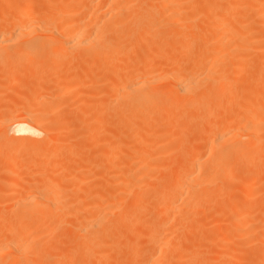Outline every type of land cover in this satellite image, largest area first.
<instances>
[{
  "label": "bare ground",
  "instance_id": "6f19581e",
  "mask_svg": "<svg viewBox=\"0 0 264 264\" xmlns=\"http://www.w3.org/2000/svg\"><path fill=\"white\" fill-rule=\"evenodd\" d=\"M0 264H264V0H0Z\"/></svg>",
  "mask_w": 264,
  "mask_h": 264
},
{
  "label": "rangeland",
  "instance_id": "374dc122",
  "mask_svg": "<svg viewBox=\"0 0 264 264\" xmlns=\"http://www.w3.org/2000/svg\"><path fill=\"white\" fill-rule=\"evenodd\" d=\"M258 11H259V10H258ZM259 12H260V11H259ZM186 138H187V137H186ZM186 138L183 137V139H181L183 142H182V141L180 142V140H179L180 144H183L184 142H186V140H185ZM187 141H188V138H187ZM179 142H178V143H179Z\"/></svg>",
  "mask_w": 264,
  "mask_h": 264
}]
</instances>
